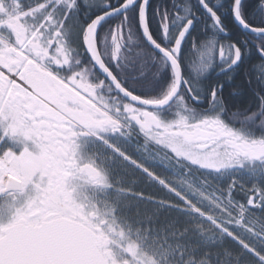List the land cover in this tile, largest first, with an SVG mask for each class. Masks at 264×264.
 Returning a JSON list of instances; mask_svg holds the SVG:
<instances>
[{
  "label": "snow or ice",
  "instance_id": "1",
  "mask_svg": "<svg viewBox=\"0 0 264 264\" xmlns=\"http://www.w3.org/2000/svg\"><path fill=\"white\" fill-rule=\"evenodd\" d=\"M0 264H264V0H0Z\"/></svg>",
  "mask_w": 264,
  "mask_h": 264
}]
</instances>
